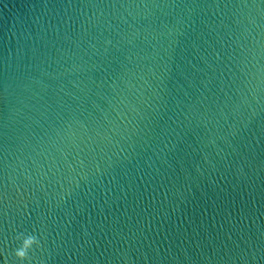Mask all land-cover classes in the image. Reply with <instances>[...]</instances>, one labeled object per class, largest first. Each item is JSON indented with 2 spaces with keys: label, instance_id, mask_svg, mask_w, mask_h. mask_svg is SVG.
Here are the masks:
<instances>
[{
  "label": "water",
  "instance_id": "95a60500",
  "mask_svg": "<svg viewBox=\"0 0 264 264\" xmlns=\"http://www.w3.org/2000/svg\"><path fill=\"white\" fill-rule=\"evenodd\" d=\"M0 264H264V0H0Z\"/></svg>",
  "mask_w": 264,
  "mask_h": 264
}]
</instances>
